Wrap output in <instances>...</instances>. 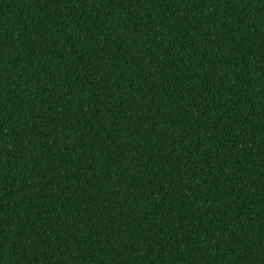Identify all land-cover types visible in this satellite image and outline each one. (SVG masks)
I'll list each match as a JSON object with an SVG mask.
<instances>
[{"label": "trees", "instance_id": "trees-1", "mask_svg": "<svg viewBox=\"0 0 264 264\" xmlns=\"http://www.w3.org/2000/svg\"><path fill=\"white\" fill-rule=\"evenodd\" d=\"M0 264H264V0H0Z\"/></svg>", "mask_w": 264, "mask_h": 264}]
</instances>
